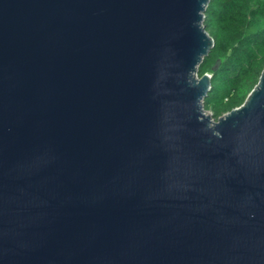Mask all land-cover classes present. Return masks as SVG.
<instances>
[{
	"label": "water",
	"instance_id": "water-1",
	"mask_svg": "<svg viewBox=\"0 0 264 264\" xmlns=\"http://www.w3.org/2000/svg\"><path fill=\"white\" fill-rule=\"evenodd\" d=\"M210 0H0V264H264V69L217 120Z\"/></svg>",
	"mask_w": 264,
	"mask_h": 264
},
{
	"label": "trees",
	"instance_id": "trees-1",
	"mask_svg": "<svg viewBox=\"0 0 264 264\" xmlns=\"http://www.w3.org/2000/svg\"><path fill=\"white\" fill-rule=\"evenodd\" d=\"M203 25L214 45L198 77L211 76L204 109L217 120L245 102L264 69V0H210Z\"/></svg>",
	"mask_w": 264,
	"mask_h": 264
},
{
	"label": "rangeland",
	"instance_id": "rangeland-1",
	"mask_svg": "<svg viewBox=\"0 0 264 264\" xmlns=\"http://www.w3.org/2000/svg\"><path fill=\"white\" fill-rule=\"evenodd\" d=\"M207 114H208V115H211V113H210V112H207Z\"/></svg>",
	"mask_w": 264,
	"mask_h": 264
},
{
	"label": "bare ground",
	"instance_id": "bare-ground-1",
	"mask_svg": "<svg viewBox=\"0 0 264 264\" xmlns=\"http://www.w3.org/2000/svg\"><path fill=\"white\" fill-rule=\"evenodd\" d=\"M206 115H208V114L206 113Z\"/></svg>",
	"mask_w": 264,
	"mask_h": 264
}]
</instances>
